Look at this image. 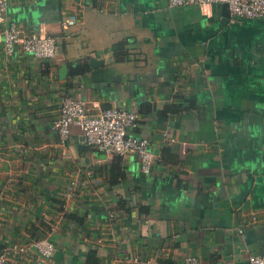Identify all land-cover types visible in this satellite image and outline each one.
Here are the masks:
<instances>
[{
    "label": "crops",
    "instance_id": "crops-1",
    "mask_svg": "<svg viewBox=\"0 0 264 264\" xmlns=\"http://www.w3.org/2000/svg\"><path fill=\"white\" fill-rule=\"evenodd\" d=\"M9 22L54 35L56 54L18 44L6 53ZM61 95L88 113L135 109L129 132L147 137L150 170L134 153L89 145L77 125L61 138L51 127ZM43 236L55 244L50 257L29 246L7 264H182L186 255L249 264L264 255V16H235L220 2L7 0L0 247Z\"/></svg>",
    "mask_w": 264,
    "mask_h": 264
},
{
    "label": "built area",
    "instance_id": "built-area-1",
    "mask_svg": "<svg viewBox=\"0 0 264 264\" xmlns=\"http://www.w3.org/2000/svg\"><path fill=\"white\" fill-rule=\"evenodd\" d=\"M226 3L230 13L239 17H263L264 0H167L170 6L184 4ZM7 0H0V26L5 21ZM76 15H66L61 25L66 27L75 23ZM3 48L10 53L15 44L24 52L37 57H53L57 51L55 36L50 33L24 34L14 22H9L3 29ZM139 113L135 109L123 107H106L95 113H88L83 101L70 95H61L59 113L51 123L57 134L65 139L72 125H77L83 132L86 142L96 146L107 154L134 153L137 155L143 171H149L156 155L148 149V139L136 136L129 131L137 126ZM70 194V193H66ZM256 221L258 216L251 215ZM239 232L242 228L238 229ZM32 246L42 257H50L55 244L47 236L38 237L31 242H12L0 247V264H7L11 256L24 254ZM138 260L137 257L134 258ZM249 264H264V255L252 253L248 257ZM21 264H25L21 262ZM182 264H200L195 255H186Z\"/></svg>",
    "mask_w": 264,
    "mask_h": 264
},
{
    "label": "water",
    "instance_id": "water-1",
    "mask_svg": "<svg viewBox=\"0 0 264 264\" xmlns=\"http://www.w3.org/2000/svg\"><path fill=\"white\" fill-rule=\"evenodd\" d=\"M223 5H225V7L228 9V6L226 3H223ZM93 61V60H92ZM60 71L61 72H65V64H63L61 67H60Z\"/></svg>",
    "mask_w": 264,
    "mask_h": 264
},
{
    "label": "trees",
    "instance_id": "trees-1",
    "mask_svg": "<svg viewBox=\"0 0 264 264\" xmlns=\"http://www.w3.org/2000/svg\"><path fill=\"white\" fill-rule=\"evenodd\" d=\"M91 263H94V260L93 259H88L87 260V264H91Z\"/></svg>",
    "mask_w": 264,
    "mask_h": 264
}]
</instances>
